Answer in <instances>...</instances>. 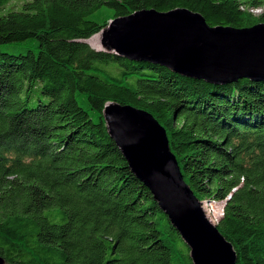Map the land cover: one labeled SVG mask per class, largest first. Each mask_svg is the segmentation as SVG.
<instances>
[{"label":"trees","instance_id":"1","mask_svg":"<svg viewBox=\"0 0 264 264\" xmlns=\"http://www.w3.org/2000/svg\"><path fill=\"white\" fill-rule=\"evenodd\" d=\"M0 0V256L5 264H191L101 116L149 112L235 264H264V81L213 84L91 48L108 21L186 8L208 25L264 23V0ZM253 10L261 11L257 15ZM31 103V104H30Z\"/></svg>","mask_w":264,"mask_h":264},{"label":"water","instance_id":"2","mask_svg":"<svg viewBox=\"0 0 264 264\" xmlns=\"http://www.w3.org/2000/svg\"><path fill=\"white\" fill-rule=\"evenodd\" d=\"M99 31L101 50L131 61L157 63L213 84L240 77L264 81V23L211 26L186 8L141 9L109 20ZM101 116L129 170L187 246L191 264H235L230 242L185 183L157 120L146 110L115 102L105 103ZM0 264H5L1 256Z\"/></svg>","mask_w":264,"mask_h":264},{"label":"rangeland","instance_id":"3","mask_svg":"<svg viewBox=\"0 0 264 264\" xmlns=\"http://www.w3.org/2000/svg\"><path fill=\"white\" fill-rule=\"evenodd\" d=\"M20 2V0H10L9 4L11 5H16ZM263 11V10H261ZM258 10H253V14L257 15L259 12ZM94 37V38H93ZM95 43L94 46L91 45V43ZM86 43L93 49H102L101 46L103 44V37L102 33L98 31L97 33L93 34L92 37L86 41ZM31 104V103H30ZM222 206H223V201H213L211 199H204L201 202V207L207 217V219L215 224L218 222V219L222 213Z\"/></svg>","mask_w":264,"mask_h":264},{"label":"bare ground","instance_id":"4","mask_svg":"<svg viewBox=\"0 0 264 264\" xmlns=\"http://www.w3.org/2000/svg\"><path fill=\"white\" fill-rule=\"evenodd\" d=\"M93 38H94V37H93ZM90 43H91V45H93V46H94V44H95L96 42H95V43H92V42H90Z\"/></svg>","mask_w":264,"mask_h":264}]
</instances>
